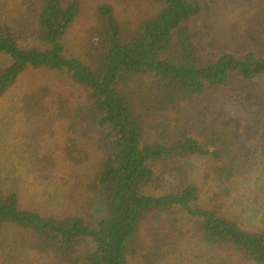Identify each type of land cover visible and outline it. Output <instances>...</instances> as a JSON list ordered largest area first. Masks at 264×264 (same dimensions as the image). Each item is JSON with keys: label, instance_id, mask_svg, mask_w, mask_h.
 <instances>
[{"label": "trees", "instance_id": "1", "mask_svg": "<svg viewBox=\"0 0 264 264\" xmlns=\"http://www.w3.org/2000/svg\"><path fill=\"white\" fill-rule=\"evenodd\" d=\"M21 1L19 17L0 2V104L30 72L64 75L75 101L38 87L20 110L75 166L93 135L111 145L68 210L35 205L7 164L0 264H264V139L234 128H264V0L102 3L80 58L64 42L82 0ZM23 142L26 178L52 174L54 150Z\"/></svg>", "mask_w": 264, "mask_h": 264}, {"label": "rangeland", "instance_id": "2", "mask_svg": "<svg viewBox=\"0 0 264 264\" xmlns=\"http://www.w3.org/2000/svg\"><path fill=\"white\" fill-rule=\"evenodd\" d=\"M136 1L134 0V2ZM0 2L6 5L8 11L10 10L16 17H19L16 15L15 10H17L16 5L22 2L21 0L17 3H14V0H0ZM106 2L112 3L121 12L129 11L125 4H131V0H82L81 15L71 28L64 42L67 57L80 58L88 42L90 40L91 43L93 42L96 9L100 4ZM132 7L135 8V6ZM141 7L143 8L144 5ZM24 44L32 46V41ZM3 64H7V61L0 58V65ZM38 87L49 89L48 95L53 101L61 97H64L66 100L73 99L79 90L64 75L47 76L38 74L37 72H30L21 78L16 87L11 90L10 94L0 104V175L3 178L9 171L14 176L15 181L18 183L17 185H20L21 190L22 188L23 190L28 189L27 196L33 199L35 205H42L51 209H59L56 206L59 205L62 210H68L70 209L68 203L72 191L83 192L81 189H84L87 184L86 181L88 180L90 170H93L96 167L94 164L100 163L106 156L111 144L101 134L93 135L83 143L84 146L88 144L92 152V165L83 164V166H75L67 162L63 153L55 151V146L61 139L55 128L43 123L40 118H29L28 114L20 110V104L18 106L19 98H21L20 95H22L21 93L24 90L36 89ZM75 100L73 99V101ZM47 101L49 102V100ZM260 104L264 110V99ZM49 108L52 109L53 104ZM234 128L242 134H247L244 136V139L249 143L254 142L258 136H263L261 138L264 139V128L262 126L257 129H251L245 122L241 121L234 124ZM23 141L26 142V145H34V142L43 143L46 146V150H54L52 154L57 160V166L52 174L40 176L37 180L33 181L30 180L33 177L26 178L27 173L20 165L21 162H24V155L21 151V147L24 144ZM242 141L245 142L244 140ZM6 157L10 159L9 163H6ZM192 162L197 168H200L205 161L193 159ZM7 164L8 166L10 164L16 172L10 171L9 168L7 171ZM19 176H21L22 182L19 180ZM29 181L31 182L29 183ZM99 211H102V213H99ZM103 212L104 208L101 203L96 204L93 223L96 220H100Z\"/></svg>", "mask_w": 264, "mask_h": 264}]
</instances>
